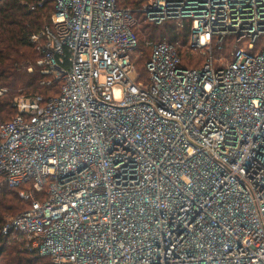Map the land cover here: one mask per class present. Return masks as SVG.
Segmentation results:
<instances>
[{
	"label": "built area",
	"instance_id": "1",
	"mask_svg": "<svg viewBox=\"0 0 264 264\" xmlns=\"http://www.w3.org/2000/svg\"><path fill=\"white\" fill-rule=\"evenodd\" d=\"M47 1L32 42L60 92L0 123V190L30 203L2 233L52 264H264V0H146L150 22L190 21L206 57L187 68L149 42L147 80L119 0L31 9Z\"/></svg>",
	"mask_w": 264,
	"mask_h": 264
},
{
	"label": "trees",
	"instance_id": "2",
	"mask_svg": "<svg viewBox=\"0 0 264 264\" xmlns=\"http://www.w3.org/2000/svg\"><path fill=\"white\" fill-rule=\"evenodd\" d=\"M146 0H119V6L129 9L137 23L134 28L138 36V47L133 53V61L140 74V79L147 80L146 63L151 57L149 42H169L174 44L182 58V65L187 68L201 67L206 57L194 54L189 46L191 22L179 25L176 20L161 24L150 22L141 12ZM36 0H0V88L6 91L0 95V123L11 120L18 109L14 105L18 96L44 97L56 96L60 92V82L45 85L46 76L37 65L39 54L32 36L40 32L51 22L54 2L31 6ZM234 40L229 38L221 50H215L218 58L231 57ZM20 188L3 185L0 190V264H52L49 257H42L37 252L25 248L20 235H4L3 226L7 221L29 209L30 203L19 196Z\"/></svg>",
	"mask_w": 264,
	"mask_h": 264
},
{
	"label": "rangeland",
	"instance_id": "3",
	"mask_svg": "<svg viewBox=\"0 0 264 264\" xmlns=\"http://www.w3.org/2000/svg\"><path fill=\"white\" fill-rule=\"evenodd\" d=\"M140 72V71H139ZM22 96V95H21ZM21 96H18L17 98H20Z\"/></svg>",
	"mask_w": 264,
	"mask_h": 264
}]
</instances>
